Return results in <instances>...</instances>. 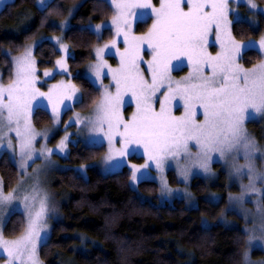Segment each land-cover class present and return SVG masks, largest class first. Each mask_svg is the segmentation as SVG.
<instances>
[{
    "label": "snow or ice",
    "instance_id": "1",
    "mask_svg": "<svg viewBox=\"0 0 264 264\" xmlns=\"http://www.w3.org/2000/svg\"><path fill=\"white\" fill-rule=\"evenodd\" d=\"M106 2L117 10V15L112 20L117 26V35L120 34L121 24L125 28L129 27L127 16L132 15L139 21L149 15L146 11L137 13L135 9H151V13L156 18L145 36L131 37L129 41L127 31L124 32L125 43L129 45L126 50L127 59L122 55L121 68L112 70L117 89L116 95L112 96L105 89L101 102L96 106L95 119L88 121L95 132L103 133L107 137L109 151L102 159L105 164H112L108 170L122 167L125 163L122 158L128 154V150L143 145L146 152L151 149L148 155L149 162L140 168L132 166L133 181L137 179L136 174L141 172V169L149 168L153 161L157 168H162L167 159L177 160L179 165L177 158L182 154L184 164L180 165V174L186 178L193 166L209 171L212 154L217 153L218 159L227 160L231 157L236 174L249 178L248 185H242L243 192L237 199L243 200L245 195L260 191L256 188V182L264 181V173L258 172L254 164L259 149L244 125L246 118H252L256 113H264V61L249 70L236 65L235 57L240 54L241 48L255 46L254 41L244 45L233 42L230 49L215 57L207 56L202 51L213 26L219 30L220 22L226 21L229 0H161L159 8L153 7L150 0L143 2L106 0ZM247 2L251 8L257 7L252 0ZM185 6L187 11H184ZM101 27L103 26H95L97 30ZM144 44H147L152 54V60L146 62L148 68L145 69L151 73L150 83L144 78L139 67V62L142 60L139 52ZM105 47L109 46L105 45ZM259 48L264 49V37L259 42ZM101 51L103 49H98L97 53ZM182 56H187L193 63V73L187 79L191 80L195 76L201 83L186 84L181 87L182 82L177 81L173 90L170 81L165 85L170 61L180 60ZM13 60L15 79L7 87L0 83V147L7 138L4 129L7 128L8 132L15 131L20 138V167L23 169L28 166V161L32 160L36 153L33 142L35 136L39 135L33 132L28 119L33 101L37 99L31 87L35 82L31 48L26 49L23 56L14 57ZM57 63L59 64L60 61ZM202 64L211 67L213 73L211 76L202 75ZM93 67L95 74L100 76L102 65L97 64ZM45 75L50 73L46 72ZM217 84L219 86H216ZM164 86L169 89V93L164 95L163 100L156 99L160 105L157 112L153 109V101L156 92ZM122 87L126 92H131L137 104V112L127 122L121 119L116 110L122 103ZM178 94L184 101L185 114L182 117L172 116L168 108L169 102L176 99ZM39 95L41 97L48 95L51 102L49 94L39 93ZM194 102H198L203 110L204 120L200 123L194 118L196 115ZM53 111H56L55 104ZM21 120L24 121L23 131L20 128ZM105 123L108 125V132H104ZM114 126L117 129L123 128V132H118V135L122 137L127 149L112 147ZM7 139L8 147H12L11 139ZM190 142L197 148L195 153L190 149ZM63 147L64 141H61L59 150ZM53 151L55 150L42 149L39 155L43 156L45 152L51 155ZM114 152L118 155L114 156ZM239 157L245 160L244 164L238 163ZM113 161L115 163H112ZM162 191L172 190L164 183ZM15 192L16 189H13L12 192L5 194L4 182L0 178V211L14 198H18L14 196ZM23 200L28 216L25 233L19 239L9 241L3 239V234L0 232V250L7 254L6 264H40L37 248L42 240L41 232L47 229L48 195L40 189L37 181ZM257 213L262 223L258 229L253 227L247 231L258 230L262 235L260 237L249 235V245L255 239L264 240V210L260 208L259 202ZM243 259L244 264H250L247 251L244 252Z\"/></svg>",
    "mask_w": 264,
    "mask_h": 264
},
{
    "label": "trees",
    "instance_id": "2",
    "mask_svg": "<svg viewBox=\"0 0 264 264\" xmlns=\"http://www.w3.org/2000/svg\"><path fill=\"white\" fill-rule=\"evenodd\" d=\"M255 1L264 5V0ZM77 2L81 3L70 17L71 25L63 32V39L71 52L67 60L69 77L79 87L81 99L65 112L63 121L72 111H85L99 96V89L81 71L93 59L95 46L112 37L105 29L99 38L88 27L109 19L110 4L106 0H51L39 8L36 0H14L0 10V73L2 81L9 82L14 55L40 35L59 34L57 24ZM142 24L137 23V30L144 29ZM263 25V20L258 25L234 21L231 32L236 40L245 41L258 38ZM59 55L56 45L46 39L36 45L34 56L39 73L53 67ZM260 59L256 50L242 54L246 66ZM110 61L115 64L114 58ZM51 122L47 110H35L36 128ZM104 149L71 145L68 157L60 160L68 168L55 173L52 186L65 199L59 206V218L51 224L48 240L39 248L44 264H242L246 234L239 227H226L217 221L229 190L223 171L214 182L193 178L191 189L198 200L197 207H187L181 199L159 205L160 187L156 182L133 185L125 167L110 174L100 171L96 163ZM81 165H87L84 175L74 169ZM0 175L4 191L9 192L16 184L17 169L6 154L0 156ZM167 176L175 185V175L169 172ZM207 190L221 194V200L207 201L203 197ZM23 228V216L15 212L4 224L3 235L15 238ZM252 255L264 257V252L255 249Z\"/></svg>",
    "mask_w": 264,
    "mask_h": 264
},
{
    "label": "rangeland",
    "instance_id": "3",
    "mask_svg": "<svg viewBox=\"0 0 264 264\" xmlns=\"http://www.w3.org/2000/svg\"><path fill=\"white\" fill-rule=\"evenodd\" d=\"M14 0H0V10L7 4ZM51 0H36V4L39 8H44ZM120 2V0H118ZM131 2V0H129ZM143 2V0H141ZM151 5L155 8L160 7L161 0H150ZM257 7L251 8L247 0H229L228 12L226 16V21L220 22V28L217 30L213 26L212 30L208 33L206 38V43L202 49L203 53L207 56L215 57L218 54L223 53L226 49L232 47L233 42L236 44L244 45L249 41H254L255 46L249 48H241L240 54L236 55L235 63L244 70H249L254 68L256 65L264 61V49L259 48V42L262 37H264V25L263 32L258 38H251L245 41L236 40L231 32V26L234 21L245 20L252 25H258L260 20L264 21V5L258 4L255 0H252ZM81 2L72 4L69 7L67 17L60 21L57 25L60 28L59 34H54L51 36L40 35L34 41L29 42L25 45L24 49L19 53H16L14 57H21L25 53V50L31 48V59L34 61V78L35 82L31 86L32 90L35 92L37 99L33 101V107L31 113L28 117L31 129L34 133L39 135L35 136L33 142V147L36 149V153L32 160L28 161V166L25 168L20 167L21 156L19 152V143L20 138L17 137L15 131L8 132L7 128L4 129L7 132V138H10L12 141V147H8V139L6 138L3 142V146L0 147V156L6 154L8 158L13 162L17 169V180L15 186L9 191L12 192L13 189H16L14 193L15 197L10 203L4 206L3 210L0 211V232L3 234V227L10 215L15 212L22 214L24 219V228L23 231L16 236L15 238H6L3 235L5 240H16L19 239L24 233L27 227V210L25 208V202L23 197L31 192V187L35 182H39L40 189L48 195V204L49 212L46 217V231L41 232L42 240L38 243L37 256L40 264H44L39 256V248L45 243L50 235L51 224L54 220L58 219L60 216L59 206L60 203L65 199V195L60 193L57 190H54L52 183L55 173L62 171L68 168V165L61 163L60 160L68 157L69 150L71 145H86V146H104V152L100 156L96 165L103 174H110L116 171H119L123 167H127L130 171V181L133 185H136L140 181L148 180L155 181L160 187L159 201L157 204L171 203L174 199L184 200V203L187 207L193 208L197 207L198 200L191 189L192 180L194 177H201L208 180L209 182H214L218 178L219 171H223L226 176V186L229 187V190L226 193V203L222 206L221 213L218 217V222L223 224L226 227H239L246 234V246L243 251L248 252L250 264H264V257L255 258L252 255L253 250L259 249L264 252V240L255 239L252 241L251 245L248 243L249 235H254L260 237L262 234L257 230L256 232H249L248 229L253 227H259L262 223L260 216L257 213V206L262 210L263 208V198H264V181L258 180L256 182V188L260 191L255 193H249L245 195L243 200L237 199L241 196L243 192L242 185H248L249 178L248 176H241L236 174L234 168L232 167V159L229 157L227 160L218 159V154L213 153L212 161L209 164V171H204L203 169L193 166L187 177L185 178L180 174V165L184 164L183 154L178 157L179 165L177 160L167 159L164 161L162 168H157L155 162H151V165L147 169H141V172H138L137 179L132 180V166L140 168V166L148 163V155L151 152L149 149L145 151L143 145L137 146L134 150H128V154L123 157L124 165L122 167L116 168L115 170L109 171L112 167V164H105L103 157L108 154L109 143L107 137L103 133L95 132L91 125L88 123L90 119H95L96 117V106L99 104L103 98L105 89L112 95L115 96L117 89L115 86V81L113 80V71L121 68V58L122 55L127 59L126 50L129 48V45L125 43L124 32L127 31L128 39L131 41V37H140L145 36L150 30L155 22V15L151 13V9H135L137 13L148 12L149 15L146 16L143 20H137L136 17L129 15L127 20L129 22V27L125 28L123 24L120 25V34L117 35V26L112 23L113 18L117 15V10L114 6L112 8V15L108 20L90 23L88 27L95 33L99 38H101L105 29H108L112 37L109 41L99 42L93 49V59L87 62L81 71V74L86 77L96 88L99 89V96L97 100L85 111H72L71 114L67 117L66 121H63V116L66 111L73 109V106L80 101L81 92L77 84H75L69 77V68H68V57L71 55L69 46L65 43L63 39V32L70 27L72 17L78 6ZM187 7H184V11H187ZM210 11V9H207ZM143 22V30H137V23ZM97 25H102L99 30L95 28ZM48 40L56 45L60 55L55 60L53 67L43 70L41 73L37 70L36 58L34 56V49L43 40ZM108 45L109 47H105ZM98 49H103V51L97 53ZM256 50L261 55V59L258 63H254L249 69H246L240 65V59L244 51L246 50ZM139 55L142 57V60L139 62V67L141 72L144 75V78L151 82V73L145 71L148 68L146 62L152 60L151 50L148 49L147 44L141 46ZM13 57V58H14ZM115 60V64L111 63V59ZM195 59V56H193ZM60 61L58 64L57 62ZM101 64L100 68L101 75L97 76L95 74V68L93 66ZM203 68L202 75L211 76L212 69L207 64L201 65ZM168 80L165 81V85L170 81L172 83V89L175 90L176 82H182L181 87H184L186 84H199L200 80L192 77L191 80H188L190 74L193 73V63L189 60L187 56H182L180 60H171L169 65ZM14 60L12 59V79L9 82H3L0 79V83L4 87H7L15 79L14 76ZM48 72L50 75H45ZM119 75V73H117ZM57 77L55 80L54 77ZM1 78V73H0ZM55 86V87H54ZM216 86H219L218 84ZM75 90V91H73ZM121 92L122 103H120L116 110L124 122H127L131 119L133 114L137 112L136 100L132 97L131 92H126L122 87ZM39 93L49 94L51 96V102L49 101L48 95L41 97ZM169 93V89L164 86L161 87L158 92L155 94V99L153 101V109L159 111L160 105L158 108V102L156 99L163 100L164 95ZM67 97H70L67 98ZM61 101H63L61 103ZM55 104L56 111H53V105ZM184 101L180 98L178 94L176 99H173L169 102L168 108L170 114L174 117H182L185 114ZM127 107H131L128 111H125ZM45 109L50 113L52 122L49 125H46L42 128H36L33 124V114L36 109ZM158 108V109H157ZM194 111L196 113L195 120L197 123H200L204 120L202 114L203 110L200 108L198 102H194ZM251 113L252 110L250 109ZM6 114V113H5ZM115 125V121H113ZM15 128V125H13ZM247 132L255 140L256 145L259 149V153L254 160L255 168L258 172L264 173V113H256L252 118H246L245 125ZM21 131L24 128V121L21 120L20 125ZM108 125L105 123L104 132H108ZM118 132H123V128L120 127L117 129L115 126L112 129L113 141L112 147L114 149L126 148L121 136L118 135ZM66 138V139H65ZM61 141H64V147L62 150H59ZM42 149H52L55 150L51 155H48L45 152V155L40 156L39 152ZM190 149L193 153L197 151L194 143L190 142ZM113 155H118L114 152ZM141 157L142 161L138 162L133 158ZM239 164H244L245 160L242 157L237 158ZM112 163H115L113 161ZM87 165L77 166L74 169L84 175L86 172ZM169 170L174 171L176 180L175 185L171 186L168 183L167 172ZM1 178V175H0ZM23 181V183H21ZM166 183L167 187L171 189V192L162 191V185ZM230 186L233 188L230 189ZM5 192V194L9 193ZM203 197L207 201L219 202L222 198L221 194L207 190ZM230 197L232 199H230ZM38 208V204H37ZM7 254L0 250V264H6ZM242 264H244V259L242 256Z\"/></svg>",
    "mask_w": 264,
    "mask_h": 264
},
{
    "label": "flooded vegetation",
    "instance_id": "4",
    "mask_svg": "<svg viewBox=\"0 0 264 264\" xmlns=\"http://www.w3.org/2000/svg\"><path fill=\"white\" fill-rule=\"evenodd\" d=\"M239 21V20H238ZM249 23V22H248ZM148 32H149V30H148ZM147 32V33H148ZM240 65L242 66V67H244V68H246V69H249V68H251V67H253V66H246L243 62H242V56H241V59H240ZM158 108H159V104H158ZM157 108V109H158ZM129 109H131V107H127L126 108V110L125 111H128ZM137 158H139L138 160H142V158L141 157H137ZM137 158H133L134 160H136V161H138L137 160ZM138 162H140V161H138ZM124 168V167H123ZM126 169H128L127 167H125ZM121 170V169H120ZM119 170V171H120ZM128 171H129V169H128ZM169 172H172L174 175H175V173H174V171H172V170H169L168 172H167V174L169 173ZM129 173H130V171H129ZM131 175V174H130ZM167 178H168V176H167ZM144 181H148V180H144ZM141 182V181H140ZM155 182V181H154ZM178 182V181H177ZM168 183H169V185H171V183H170V181H169V179H168ZM178 184H179V182H178ZM172 186V185H171Z\"/></svg>",
    "mask_w": 264,
    "mask_h": 264
}]
</instances>
